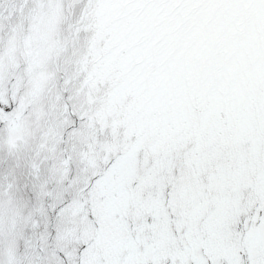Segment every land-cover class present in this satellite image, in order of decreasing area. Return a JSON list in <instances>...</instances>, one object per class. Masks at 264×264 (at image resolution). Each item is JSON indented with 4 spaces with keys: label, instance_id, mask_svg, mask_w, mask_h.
<instances>
[{
    "label": "snow or ice",
    "instance_id": "obj_1",
    "mask_svg": "<svg viewBox=\"0 0 264 264\" xmlns=\"http://www.w3.org/2000/svg\"><path fill=\"white\" fill-rule=\"evenodd\" d=\"M0 264H264V0H0Z\"/></svg>",
    "mask_w": 264,
    "mask_h": 264
}]
</instances>
